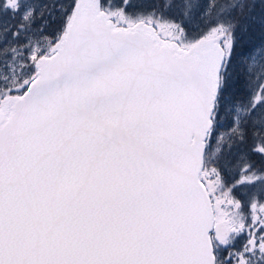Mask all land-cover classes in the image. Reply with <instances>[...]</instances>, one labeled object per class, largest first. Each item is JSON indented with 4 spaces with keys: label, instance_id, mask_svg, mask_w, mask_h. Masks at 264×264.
<instances>
[{
    "label": "snow or ice",
    "instance_id": "obj_1",
    "mask_svg": "<svg viewBox=\"0 0 264 264\" xmlns=\"http://www.w3.org/2000/svg\"><path fill=\"white\" fill-rule=\"evenodd\" d=\"M0 264H264V0H0Z\"/></svg>",
    "mask_w": 264,
    "mask_h": 264
}]
</instances>
